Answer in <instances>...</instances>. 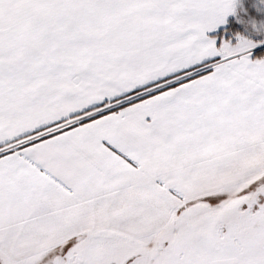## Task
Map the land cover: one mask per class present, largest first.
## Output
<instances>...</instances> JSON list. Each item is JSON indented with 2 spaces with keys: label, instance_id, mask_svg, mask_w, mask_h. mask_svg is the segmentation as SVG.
Wrapping results in <instances>:
<instances>
[{
  "label": "snow or ice",
  "instance_id": "6c2138e0",
  "mask_svg": "<svg viewBox=\"0 0 264 264\" xmlns=\"http://www.w3.org/2000/svg\"><path fill=\"white\" fill-rule=\"evenodd\" d=\"M239 2L0 0V264H264Z\"/></svg>",
  "mask_w": 264,
  "mask_h": 264
},
{
  "label": "crops",
  "instance_id": "0c3cea01",
  "mask_svg": "<svg viewBox=\"0 0 264 264\" xmlns=\"http://www.w3.org/2000/svg\"><path fill=\"white\" fill-rule=\"evenodd\" d=\"M257 6L264 9V0H240L237 4L236 14H230L227 17V24L221 26V28H227L230 24L236 26L238 29L234 31H241L240 26L244 24V20L249 17H259L264 16V11H257ZM239 18V19H238ZM229 35L231 33H228Z\"/></svg>",
  "mask_w": 264,
  "mask_h": 264
},
{
  "label": "rangeland",
  "instance_id": "374dc122",
  "mask_svg": "<svg viewBox=\"0 0 264 264\" xmlns=\"http://www.w3.org/2000/svg\"><path fill=\"white\" fill-rule=\"evenodd\" d=\"M253 18L249 17L244 20V24L240 26L241 31L255 40L264 39V16L254 18L256 21L255 27L252 23Z\"/></svg>",
  "mask_w": 264,
  "mask_h": 264
},
{
  "label": "trees",
  "instance_id": "16d2710c",
  "mask_svg": "<svg viewBox=\"0 0 264 264\" xmlns=\"http://www.w3.org/2000/svg\"><path fill=\"white\" fill-rule=\"evenodd\" d=\"M229 29H231L232 31L238 29L236 26H232L231 24L227 27ZM230 33V32H229Z\"/></svg>",
  "mask_w": 264,
  "mask_h": 264
}]
</instances>
